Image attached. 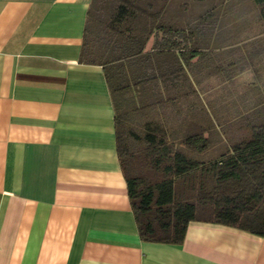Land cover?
Here are the masks:
<instances>
[{
    "label": "crops",
    "instance_id": "1",
    "mask_svg": "<svg viewBox=\"0 0 264 264\" xmlns=\"http://www.w3.org/2000/svg\"><path fill=\"white\" fill-rule=\"evenodd\" d=\"M92 1L0 0V264H264V236L216 224L142 241L114 131L128 102L169 142L201 140L203 164L245 142L264 122L258 11L153 0L113 27L99 9L85 63Z\"/></svg>",
    "mask_w": 264,
    "mask_h": 264
},
{
    "label": "trees",
    "instance_id": "2",
    "mask_svg": "<svg viewBox=\"0 0 264 264\" xmlns=\"http://www.w3.org/2000/svg\"><path fill=\"white\" fill-rule=\"evenodd\" d=\"M152 2L93 0L87 12L81 61L97 60L94 31L99 9H115L110 16L115 27L125 21L130 9L153 6ZM251 2L264 24V0ZM120 106L114 101L116 151L142 241L179 245L190 222L264 236V122L253 125L247 140L232 146L221 159L203 164L190 156L191 150L205 148L203 143L198 146L201 140L197 137L171 143L158 120L145 118L142 106L128 102Z\"/></svg>",
    "mask_w": 264,
    "mask_h": 264
},
{
    "label": "rangeland",
    "instance_id": "3",
    "mask_svg": "<svg viewBox=\"0 0 264 264\" xmlns=\"http://www.w3.org/2000/svg\"><path fill=\"white\" fill-rule=\"evenodd\" d=\"M195 1V2H194ZM192 6L199 8L210 7H233V6H249L253 7L251 0H234L232 2L223 3V0H194Z\"/></svg>",
    "mask_w": 264,
    "mask_h": 264
}]
</instances>
